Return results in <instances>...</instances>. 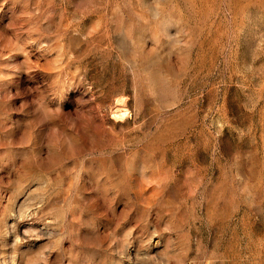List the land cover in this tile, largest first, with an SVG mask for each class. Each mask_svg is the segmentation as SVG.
<instances>
[{
    "label": "rangeland",
    "instance_id": "374dc122",
    "mask_svg": "<svg viewBox=\"0 0 264 264\" xmlns=\"http://www.w3.org/2000/svg\"><path fill=\"white\" fill-rule=\"evenodd\" d=\"M0 264H264V0H0Z\"/></svg>",
    "mask_w": 264,
    "mask_h": 264
}]
</instances>
